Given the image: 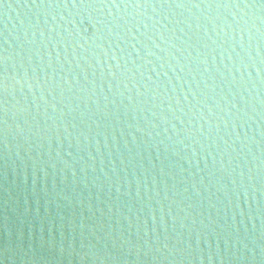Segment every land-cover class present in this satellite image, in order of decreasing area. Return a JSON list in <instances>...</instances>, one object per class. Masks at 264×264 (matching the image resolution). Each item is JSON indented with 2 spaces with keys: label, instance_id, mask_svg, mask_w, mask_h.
I'll list each match as a JSON object with an SVG mask.
<instances>
[{
  "label": "water",
  "instance_id": "1",
  "mask_svg": "<svg viewBox=\"0 0 264 264\" xmlns=\"http://www.w3.org/2000/svg\"><path fill=\"white\" fill-rule=\"evenodd\" d=\"M0 264H264V0H0Z\"/></svg>",
  "mask_w": 264,
  "mask_h": 264
}]
</instances>
